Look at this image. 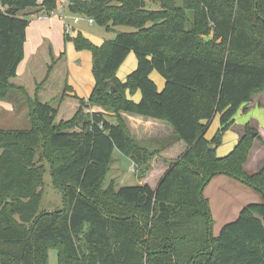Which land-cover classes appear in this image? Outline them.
I'll use <instances>...</instances> for the list:
<instances>
[{
  "label": "trees",
  "instance_id": "16d2710c",
  "mask_svg": "<svg viewBox=\"0 0 264 264\" xmlns=\"http://www.w3.org/2000/svg\"><path fill=\"white\" fill-rule=\"evenodd\" d=\"M58 1L0 0V100L21 92L30 122L25 130L0 128V264H48L50 249L57 264H264V166L251 175L243 168L258 133L247 125L222 158L208 148L220 145L238 109L264 91V0H148L157 10L145 0H68V14L91 18L114 38L95 46L65 30V42L91 53L95 83L86 100L72 96V116L56 122L59 105L32 99L11 80L24 58V11L50 14ZM131 52L137 65L121 82L116 73ZM152 72L164 80L161 91ZM137 92V103L127 98ZM92 106L112 111L115 121ZM121 112L166 122L173 141L149 151ZM216 115L220 126L208 141ZM177 142L185 149L154 187L102 186L114 150L142 180L153 158ZM46 168L62 211L39 210ZM218 175L263 201L244 206L214 237L203 191Z\"/></svg>",
  "mask_w": 264,
  "mask_h": 264
},
{
  "label": "crops",
  "instance_id": "0c3cea01",
  "mask_svg": "<svg viewBox=\"0 0 264 264\" xmlns=\"http://www.w3.org/2000/svg\"><path fill=\"white\" fill-rule=\"evenodd\" d=\"M36 1H37V4L40 5L43 0H36ZM67 4H68V0L63 2V6L60 5L61 7H63L64 12H66ZM24 13L30 15L29 16L30 23H29L28 28L26 29V41L24 43V58L17 68L16 77L11 80V83L17 87H22L21 85L17 84L22 72L26 74L27 70L30 73H33L35 71V70H32L34 59H37V61H36L37 64L40 63L39 58H44L45 53H47L48 58H50V54H49V51H50L49 48L50 47L48 46V44H45L44 38L41 39L38 37V33L41 36H45L49 33L50 30L45 25L41 24L40 22H47L49 20L51 21V20H53L51 18L57 17L58 22H63V25H65V23H66V21H64L59 15H57L55 13H52L47 20H39L37 17L39 15L43 14L42 12H40L39 8H36V9L30 8V9L25 10ZM36 15H38L36 17L37 23H35L36 25L35 24L31 25V20ZM79 22L80 21H78L77 23H79ZM77 23H75V24H77ZM89 26H92V25H89ZM70 29L71 30L68 33V36L70 38H74L78 33H80L84 38H86L89 42H91L92 36H91V38H90V35L85 37L77 27H70ZM70 33H71V35H70ZM64 34H65V30H64ZM97 40L100 41L98 44H93L92 42L91 43L95 46H100L105 41L102 38H98ZM101 40H103V41H101ZM67 43H72V42H64V45L66 46ZM72 45H73V43H72ZM73 47H74V45H73ZM74 50L76 51L77 56L75 58V61H76L75 64H73V66L71 67L73 78H71V79L69 78V75L71 76V73L68 71L67 76H68L69 84L65 87V89L68 88V90L66 92L68 97L65 98L64 101H75L74 99L71 98L72 96H76L80 99L86 100L90 96V94L93 90V87H94V83H95L92 72H91V67H92L91 53L89 51H86V50L77 51L75 48H74ZM86 52H88L90 56H88L86 54ZM61 54H63V53H61ZM126 59H125V61H126ZM124 62H123V64H124ZM131 64L133 65V62ZM122 65L120 66V68L122 67ZM136 65H137V63H136ZM136 65H135V68H136ZM53 67H52L51 71L53 70ZM43 68L44 67H42V69ZM120 68L118 69V71L116 73V77L121 82H124L125 79H123V78L121 79L117 76ZM51 71H50V73H51ZM74 81H76L77 83H75ZM81 82H82V84L80 85ZM73 87H76L77 90H74ZM163 87H164V85H163ZM157 90H158V88H157ZM13 91L14 90H11L10 92H13ZM158 91H160V90H158ZM10 92L8 94V97L5 100H0V119L2 117L3 120H9V121L12 120L10 118V116H8L9 114H11L13 112L12 105H9V106H11V108L9 109V107L7 105H4L3 103H4V101H13L12 97H10V94H11ZM262 96H264L263 92L260 94L252 96L251 100L248 103L243 104L237 111V113H240V115L243 116L245 111L247 110V108H251L250 111H251L252 115H250V117L247 119V120L250 119L251 121L250 122L244 121L243 123L245 125L248 124L250 126V128L254 129L258 133V139L254 140L252 147L249 151L248 161L246 162V164L244 166V169L248 175L254 174V173L259 171V170H256L255 172H252V171L247 172L248 168L251 166V163L254 164V165H252V168L254 167V169H255V167H256V169H258L257 167H260V165L264 166V101L261 99ZM127 98L134 101V102H135V99H137V101H139L140 100V93L137 92L132 96L127 93ZM76 106L77 105L74 102L73 103L74 111H75ZM89 111L90 112L104 113L110 122L115 121L113 118L114 113L110 110H107V109H104V108H101L98 106H92V107H90ZM237 113L235 114V116L233 118V120H234L233 126L235 125V117H236ZM120 116H121L122 120L126 123L127 128L132 135V138L133 139L135 138L136 141H138L143 147L147 148L149 151H157L161 147H165L173 141V135H174L173 129L169 124H167L164 121L145 118V117L137 116V115L126 113V112H121ZM216 116L218 117V120H219V116L218 115H216ZM257 119L262 123V126H259V124H258L259 122ZM213 120H214V118L212 119V121ZM211 122H210V124H211ZM3 123L0 124V127L2 126L1 129H11L10 127L3 126V125H6L5 124L6 122H3ZM219 126L220 125H219V121H218V128H219ZM233 126L231 128H233ZM229 130H228V132H229ZM241 136L239 137V135H232L228 149L235 147L237 145V143L239 142ZM206 140H208V139H206ZM208 141H210V140H208ZM184 149H185V145L182 142H177L173 146L166 148L163 152L160 153L159 156H155L153 158V160L151 161V170L148 173V176L142 180L137 178L138 185L147 183L151 187H154L156 185L159 177L163 174L167 164L170 163L172 159L176 158ZM217 149H218V147H216V149H215V154H216ZM252 153H254L253 156H252ZM217 157L222 158L224 156L221 155V156H217ZM214 180H217L216 186H215L216 189L217 190L219 189L220 193H223V194L225 191L226 192L228 191L229 199H231V202H232L231 205H228L225 207L224 211L220 210V204L218 203L217 208H216V211H217V213H216L213 210L212 205L209 204L210 203L209 198L207 196H205V194H204V192L207 189L209 184L204 188L203 195L208 200V204L210 206V210H211V214H212V218H213L212 235L214 237H216L219 233L220 228H222L221 226H223L229 222L234 221L244 206H246L248 204L262 203L263 200H262V196L259 193H257L256 191H254L250 187L240 183L237 180L231 179V178L224 176V175L215 176L211 181H214ZM213 196L211 195V199L213 198ZM218 218L221 220H219L218 224H216ZM214 225H216V228H217V231L215 233L213 231Z\"/></svg>",
  "mask_w": 264,
  "mask_h": 264
},
{
  "label": "rangeland",
  "instance_id": "374dc122",
  "mask_svg": "<svg viewBox=\"0 0 264 264\" xmlns=\"http://www.w3.org/2000/svg\"><path fill=\"white\" fill-rule=\"evenodd\" d=\"M65 1L66 0H59L57 2V5L63 6V2ZM145 1H146L147 8L153 9V10H157L159 8L158 4L149 2L148 0H145ZM37 16L38 15L33 17V19L31 20V25H34L35 23H37V20H36ZM67 16H68L67 24L69 25V27H77L85 37L90 35V38H91L92 36L91 42L93 44H98L100 42L97 40L98 38H102L105 41H109L114 38V34L107 33L103 28L98 27L95 24L92 26H89V24L86 23L87 21L83 17L80 19L79 23L73 24L74 15H70L67 13ZM51 19L53 20L51 21L49 20L47 22H40L41 24L45 25L50 30L49 33L45 36H41L38 33V37L41 39L44 38L45 44H48V46L50 47L49 48L50 58H48L47 53H45L44 58H39L40 63L37 64L36 62L37 59H34L32 70H35V71L33 73H30L27 70L26 74L22 72L17 84L21 85L26 90L29 97H31L32 99L37 98L38 101H40L41 103H48L50 104V106L54 108L58 107L59 105V112L56 118V122H57L60 119L66 120L70 118L73 114L72 113L73 112L72 111L73 101H63L61 103L60 97L65 92V87L69 84V80L67 76L68 71L71 73V76L69 75V78L70 79L73 78L71 67L76 62L75 58L77 56V53L74 50L72 43H67L66 46L64 45L65 41H64L63 35H64V30L66 28H65V25H63V22H58L57 17H53ZM117 30L118 31H130L131 29L127 27H118ZM67 33H69V31H67ZM86 54L90 56L88 52H86ZM132 62H133V65L131 64ZM136 63L137 61H136L135 54L131 52L128 55L122 67L120 68L117 76L121 79L122 78L126 79V77L135 70ZM49 66H52V67L54 66V67L51 73L47 76L48 74L47 71L49 69ZM42 67L44 68L42 69ZM149 78L151 81H153L156 84L158 90L161 91L164 85L163 78L157 72H152ZM74 82L77 83L76 81ZM81 84L82 82L80 83V85ZM73 88L74 90H77L76 87H73ZM10 93H11L10 97H12L13 101H4L3 104L7 105L9 109L11 108V106L9 105H12L13 112L8 115L10 116L12 120L10 121L3 120V118L1 117L0 124L3 122H6L5 123L6 125H3V126H7L15 130L28 129L30 122L27 116L28 109H27V105L25 102V97L23 96V94H21V92H18L17 90H14L13 92H10ZM261 99L264 101V96H262ZM135 102H138L137 99H135ZM250 109L251 108H247L243 116H241L240 113H237L235 117V125L233 126V128L229 130V132L227 131L223 135L221 139V143L218 146V149L216 150V154H215L216 157L221 156V155L227 156L233 151L234 147L228 149L232 135H239L240 137L242 134H244V128L248 124L245 125L243 122L251 121L250 119L247 120L250 117V115H252ZM218 121H219L218 117L215 116L214 120L211 122V124H209V127L207 128L204 138L208 140H211L213 138V136L215 135L218 129ZM258 122H259L258 123L259 126H262V123L259 120ZM0 128H2V126ZM134 140L136 141L135 138ZM253 154L254 153H252V156ZM217 158H220V157H217ZM248 158H249V154H248ZM248 158H247V161H248ZM112 159L113 161L109 167V171L106 175V178L102 186L104 188L107 187L111 181L114 182L115 188L126 187V186L127 187L137 186L138 185L137 173L135 172V167L133 163L131 162V160L125 157L124 155H122L118 150H114ZM252 165L254 164L251 163V166L248 168L247 172H251V171L255 172L256 170H260L261 167L263 166V165H260V167H257L258 169H256V167L254 169V167L252 168ZM216 182L217 180L211 181L207 189L205 190L204 194L205 196L209 198V202H210L209 204L212 205L213 210L217 213L216 208H217L218 203L220 204V210L224 211L225 207L228 205H231L232 202H231V199H229L228 191L227 192L225 191L223 194V193H220L219 189L218 190L216 189L215 187ZM211 195L212 196L214 195L212 199H211ZM39 210L48 211V212H59L63 210L61 193L53 188L48 168H46V173L44 175L43 195H42V200L40 202ZM219 220L221 219L218 218L216 224H218ZM213 231L214 233L217 231L216 225H214ZM48 264H57L56 251L53 249H50L48 251Z\"/></svg>",
  "mask_w": 264,
  "mask_h": 264
},
{
  "label": "built area",
  "instance_id": "2783aa9c",
  "mask_svg": "<svg viewBox=\"0 0 264 264\" xmlns=\"http://www.w3.org/2000/svg\"><path fill=\"white\" fill-rule=\"evenodd\" d=\"M52 13H55V14L59 15L64 21H66V23H65V28H66V29H65V30H66V32H67V31H70V27H69V25L67 24L68 16H67V13L63 11V7L58 6V7L56 8V10L53 11ZM52 13H50V14H45V13H43L42 15H40V16L38 17V19H39V20H47V19L50 17V15H51ZM81 18H82L81 16H74V17H73V23H77L78 21H80ZM83 18H85V20L87 21V23H88L89 25H93V24H94V21H93L91 18H86V17H83Z\"/></svg>",
  "mask_w": 264,
  "mask_h": 264
},
{
  "label": "water",
  "instance_id": "95a60500",
  "mask_svg": "<svg viewBox=\"0 0 264 264\" xmlns=\"http://www.w3.org/2000/svg\"><path fill=\"white\" fill-rule=\"evenodd\" d=\"M110 92H113V88H111ZM252 137H254V133L252 134ZM208 148L209 149H212V150H215L216 149V147L213 146V145H210Z\"/></svg>",
  "mask_w": 264,
  "mask_h": 264
}]
</instances>
